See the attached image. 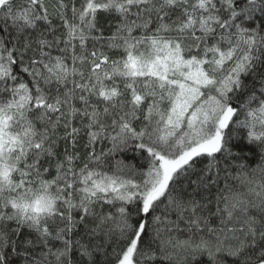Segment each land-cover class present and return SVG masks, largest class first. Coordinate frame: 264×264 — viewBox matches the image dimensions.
<instances>
[{"label": "snow or ice", "instance_id": "obj_1", "mask_svg": "<svg viewBox=\"0 0 264 264\" xmlns=\"http://www.w3.org/2000/svg\"><path fill=\"white\" fill-rule=\"evenodd\" d=\"M0 264H264V0H0Z\"/></svg>", "mask_w": 264, "mask_h": 264}]
</instances>
